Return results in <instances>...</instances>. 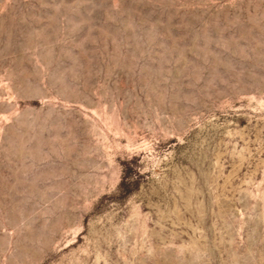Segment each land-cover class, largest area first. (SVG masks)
<instances>
[{
  "label": "rangeland",
  "instance_id": "1",
  "mask_svg": "<svg viewBox=\"0 0 264 264\" xmlns=\"http://www.w3.org/2000/svg\"><path fill=\"white\" fill-rule=\"evenodd\" d=\"M0 264H264V0H0Z\"/></svg>",
  "mask_w": 264,
  "mask_h": 264
}]
</instances>
